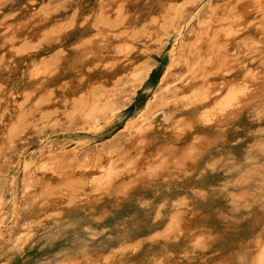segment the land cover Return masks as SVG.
<instances>
[{
	"label": "bare ground",
	"instance_id": "obj_1",
	"mask_svg": "<svg viewBox=\"0 0 264 264\" xmlns=\"http://www.w3.org/2000/svg\"><path fill=\"white\" fill-rule=\"evenodd\" d=\"M74 1L78 15L73 31L36 54L21 56L18 46L4 43L11 36L27 38L29 44L40 41L39 29L49 22L43 19L44 12L28 6L15 22L0 23V77L23 83L34 63L55 48L64 55L63 66L68 69L53 75L57 102L48 113L52 121L33 110L14 120L21 107L34 104L23 87L0 95V152L6 140L18 147V141L50 138L56 128L63 131L68 126L62 147L53 145L28 157L24 192L33 189L37 179L52 181L54 172L62 168L67 171L62 180L69 179L82 196L63 198L53 211L64 209L63 214L70 215L79 205L68 208V200H85L88 208L99 210L101 205L112 209L136 200L148 206V213L170 214L168 224H175L159 238H145V245L137 240L127 243L132 249H126L119 242L113 252L98 256L86 252L65 258L62 264H264V200L255 196L264 193V0H202L206 5L197 14L192 36H175L152 93L128 115L125 105L140 84L125 83L158 48L160 31L140 32L130 39H92L72 64L69 47L82 40L89 22L84 12L95 16L102 3V15L113 16L121 3L126 15H135L141 6L160 4L175 23L192 0H144L143 5L137 0ZM10 12L0 8V19ZM143 79L140 74L138 81ZM94 87L104 93H90ZM122 120L111 139L92 149L85 147ZM18 128L23 129L22 136L10 142ZM212 151L222 154L223 165L209 162ZM15 183L11 176L6 194L13 195ZM5 205L0 197V224L15 213V202L9 205V215ZM148 217L143 215L140 231L133 225L130 233L151 234L154 227L143 226ZM28 238L22 233L3 242L0 255L4 250L7 257L17 253Z\"/></svg>",
	"mask_w": 264,
	"mask_h": 264
},
{
	"label": "rangeland",
	"instance_id": "obj_2",
	"mask_svg": "<svg viewBox=\"0 0 264 264\" xmlns=\"http://www.w3.org/2000/svg\"><path fill=\"white\" fill-rule=\"evenodd\" d=\"M102 1L107 4L108 0ZM137 1L142 5L144 3V0ZM0 3V8L3 12L11 11L0 19V23L4 24V26L15 22L19 12L25 10L28 6L38 9L37 12H44L43 19L49 20L47 25L39 29L41 33L40 41L29 44L27 38H17L15 40L12 36L6 37L4 45L18 46L19 55L21 56L22 54L24 56L27 52L36 54L43 49L58 44L62 40V36H68L73 31L74 18L78 15V4L74 0H5ZM120 5L118 3L120 8L116 10L113 16L102 15L105 10V5H102V3L95 16L88 10L84 12V17L89 22L84 28L82 40L70 45V53L73 52V54L71 57L72 61L69 60L68 62L77 63L78 61H73V59L77 58L79 60L80 56L78 54L85 51L82 49L87 48L86 45L92 39L95 40L101 37L110 39L115 36L130 39L139 37L140 32L146 33L149 30H159L162 40L158 48L144 59L140 68L135 71L134 76L125 83L126 86L134 83L140 84L135 89L134 99L125 105L124 115H128L135 111L139 105L143 104L152 93L160 73L168 63L173 39L179 33H182V38L192 36L198 21L197 14L206 4L202 0H192L187 11L175 23H173L171 12L161 11L160 4H150L149 8L141 6L135 12V15H126L125 6L121 3ZM63 29L64 33H62ZM179 45L180 43H178ZM63 57L64 55L56 48L53 49L46 59L36 61L34 63L35 66L25 73L23 83L16 84L9 79L10 76L7 78L0 77V95L4 96L5 93H13L23 87L25 91H28L26 96L29 99L34 98V104L31 108L21 107L16 114H13L15 121L22 120L27 116L26 112L30 110L35 111L36 115L42 119L47 118V122L52 121L51 115L48 113L51 112L54 106L53 103L57 102V100L54 101V93H56L55 88L57 86L56 84L53 85V75L59 71L62 72V70H65L66 73L68 72V69L63 66ZM140 74L144 75L142 81H138ZM34 81H38L39 84L33 83ZM38 93L45 94L41 95ZM90 93H104V90L100 87H94ZM1 102L3 101L1 100ZM26 103L28 106L31 105L30 100ZM70 119H72L71 116ZM123 122L122 120L114 124L113 128H108L99 138H93L92 141H88L85 147L92 149L97 144L100 145L108 141L114 136L118 126ZM56 130L58 131L50 138L46 136L41 137L40 140L34 138L29 143L18 141L16 143L18 147L9 145L6 140L4 146L1 147L3 153L0 152V197L3 198L6 204L5 211L8 215L9 205L11 202H15V213L11 217L8 216L0 224V244L11 238H17L22 233H27L29 238L17 253L8 257L3 249L4 251L0 255V264H62L65 258H77L86 252H91L97 256L102 251L113 252L116 243L118 244L119 242H121L123 248L132 249L128 247L127 243L132 244L137 240H142L140 244H144L147 242L145 238H152L156 235L159 238L162 233H166L167 228L171 229L174 226L175 221L173 224L172 222L170 225L168 224L170 214H162L164 213L162 210L148 213V206L141 205L136 200L121 206H115L112 209L101 205L100 208L102 210L106 208L103 213L100 212L102 210L88 208L85 205V200L80 202H70L68 200L66 202V205H70L68 208L79 205L78 208L72 207L74 210L70 215L63 214L64 209L53 211V206L58 201L62 202L63 198H68L69 195L82 196L78 194L79 191L76 190L77 188L72 182H69V179L62 180V175L67 172L62 170V168L54 172L52 181H39L37 179L33 189L24 192V170L29 158L36 157L37 154L48 150L53 145L62 147V141L68 138V126H65L63 131L59 128H56ZM23 132V129H15L12 133L14 137L12 138L10 135L8 140L12 142L13 139H19ZM39 141L42 143H39ZM72 143L67 142L66 144L68 147H73L74 144ZM212 153L213 156H210L209 162H215L213 163L215 167L219 164L223 165V161L220 158L222 154L216 151H212ZM11 176L16 177L15 190L13 195H8L5 191L8 188ZM255 196L259 197L260 200H264V193ZM144 214L149 215L147 218L149 221H144L143 226L154 227V231L146 237H139L141 233H137V235L130 233V231L134 230L133 225L138 227L136 228L138 231L141 230V221H143L142 217ZM138 218L142 220H135ZM230 218H233V216H230ZM227 220L228 222L231 221ZM128 234L131 236L129 240L125 241L124 237Z\"/></svg>",
	"mask_w": 264,
	"mask_h": 264
}]
</instances>
